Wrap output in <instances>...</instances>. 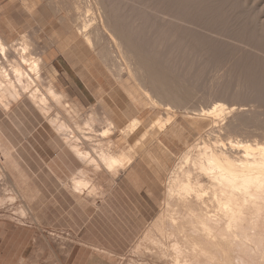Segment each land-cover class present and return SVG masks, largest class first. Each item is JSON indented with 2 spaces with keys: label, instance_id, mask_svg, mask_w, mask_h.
Instances as JSON below:
<instances>
[{
  "label": "rangeland",
  "instance_id": "obj_1",
  "mask_svg": "<svg viewBox=\"0 0 264 264\" xmlns=\"http://www.w3.org/2000/svg\"><path fill=\"white\" fill-rule=\"evenodd\" d=\"M76 1L0 0V36L8 42L21 43L26 40L31 59L35 58L40 66L43 65L42 58H45L49 65L42 66L45 67L42 69V90H46L52 80L50 84H55V89L67 96L65 100L71 108L64 111V106L62 108V105L50 102L52 108L50 113L57 116L52 118L65 123L62 135L71 132L69 134L71 136L61 137L31 103L13 104L10 112H5L0 107V264H27V261H19L22 253L25 259L34 256V262L39 264H61L60 261L63 264H85L91 253L106 258L112 264H176L175 259L177 255H181L179 252L182 248L190 247L189 241L183 239L185 235L180 234L182 229L184 231L187 229L185 222L189 220L187 217L190 215L188 205L184 207L186 204L177 200V197L173 199L177 194L173 191L172 197L168 185L172 186L169 183L174 182L172 180L174 175H179L177 169L184 167L178 163H182L183 160L180 158L187 148L197 142L200 143L202 136L208 139L206 134L212 125H208L206 117L201 116L203 113L201 111L208 110L217 103L226 104V107L233 104L242 105L249 111L252 108L255 113L248 111V115L246 113L242 114L243 116L237 115L236 119L234 118L236 121L231 120L229 123L233 124V128L230 127L233 131L236 125H239V128L245 126L247 129L253 123L251 127L249 126L251 129L243 128L245 131L254 132L255 137L248 132L247 138L243 139L247 134L242 131L243 128L238 127L237 132L232 133L227 122L231 118L225 116L223 118L217 114L216 117L212 116L219 123H216L215 131L210 130V133L214 131L211 137L215 138L214 136L218 134L221 137L223 134L219 144L225 145L234 143L235 140L237 142V139L246 142L250 138L252 140V137H254L252 143L250 142L252 145H255L256 140L257 143L259 141L264 143L262 138L264 135L260 136L259 133L264 134V0H203L204 6L201 4L202 0H192L195 5L190 2L191 0H180L185 3V7L183 4H177L181 9L175 5L177 0H174L175 2L168 0L169 3L167 0H103V5L106 7L108 5L110 13L114 14V17L110 14L113 22L111 26L117 36L121 34L120 38L124 41L123 50L124 47L125 52L132 50L136 62L143 59L150 68L154 67L148 73L141 68L134 74L125 69L126 65L120 66L117 62L119 59L115 57L116 53L112 54L115 50L106 41L105 36L100 35L96 39L100 44L96 43L94 39L96 37H93L94 49L87 46L84 34L77 29V24L81 22L79 15L81 16L84 10L75 8L78 6L74 5ZM159 3L166 4H161V7H167V10L161 8ZM192 5L198 9L196 12ZM198 5L203 7L202 10V7L200 8V12H197ZM187 7L190 8L191 15ZM175 8H179L180 11ZM165 10L166 12L172 10L174 17L167 15L165 18L163 17L165 15H158ZM76 19L78 23H74ZM182 19H188L187 23L184 24L185 20L183 22ZM189 20L196 26L188 22ZM72 23L74 24L71 29ZM205 47H208L207 50ZM108 49L111 52H107ZM138 56L142 59L139 60ZM152 70H156L159 73V81L164 82L163 84L160 82L162 85L159 96L150 82ZM138 83L150 90V93L155 92L148 96L144 95L146 97L144 102L135 98L136 89L141 86ZM126 86L130 88L127 89ZM164 87L167 90L170 87L168 91L172 90L171 93L168 91L165 93ZM141 91L145 93L143 89ZM152 94L159 100H164L160 102L170 104L173 108L163 107V111L152 109L151 102L154 99ZM216 96L219 100L215 98ZM54 109L58 112L54 113ZM94 111H99V116L104 113L111 116L112 120L115 118V122L122 127L135 119L141 122L137 132L130 138L112 130L111 134L102 139L105 143L108 141L116 143L112 150H127L130 154L133 152V162L138 159L144 160L138 163L139 170L132 167L127 171L126 177L121 179L122 183L115 180L113 172H108L105 166L97 161V146L89 147L84 143V139L78 138L76 134V128L84 127L82 123L80 124L82 118L84 121L94 117ZM170 114L173 118L167 122ZM95 118L97 116L89 120H92L96 128L102 129L104 125ZM159 118L165 120V128L162 130L151 127ZM237 119L241 120L240 123H237ZM258 120L262 124L259 125ZM245 121L246 125L241 123ZM218 125L223 126L220 127V133L216 132ZM259 126L260 128H257ZM256 129L260 130L258 135ZM228 130L232 132L229 133ZM239 130L244 136H237L240 134ZM144 133L149 135L145 137ZM224 133H229L226 135V138L229 136L227 141ZM64 137L68 138V142L69 137H72L71 140L74 139L69 144L78 143V147L82 144L78 149L82 153L89 151L96 161L89 164L80 161L74 152L69 151V145L64 142L66 140ZM214 142L213 139L212 143ZM64 145L69 150L60 151ZM68 167L73 174L68 171ZM123 167L126 170V166ZM122 168H118V175L124 173ZM76 178L85 181L78 189L72 185ZM60 181L63 183L62 186ZM120 183L123 186L119 185ZM66 190L73 191L78 197H71ZM179 210L181 212H178ZM177 212L181 216L185 214L184 217L188 214L186 218L182 217L185 219L184 223ZM179 226L181 230L177 228ZM166 231L175 235L173 237L176 241L172 238L175 242L171 239V233ZM165 233L169 235L166 236ZM177 235L180 238L176 237ZM169 236L171 243L168 241ZM97 242L104 243L106 249L86 246ZM176 242L178 244H172ZM169 244L181 251L177 252L176 247L174 249V246ZM180 244L183 245L182 248ZM172 255H175V261Z\"/></svg>",
  "mask_w": 264,
  "mask_h": 264
},
{
  "label": "bare ground",
  "instance_id": "obj_2",
  "mask_svg": "<svg viewBox=\"0 0 264 264\" xmlns=\"http://www.w3.org/2000/svg\"><path fill=\"white\" fill-rule=\"evenodd\" d=\"M77 1H76L77 3L75 2L74 5L77 4L78 6L77 7L75 6V8L76 9L78 8V10L80 9V11H82V9H83L84 12L83 13L80 12L82 14H81V16L79 15L81 22L78 23L77 19H76V21H74V23L75 22L78 23L77 29H79L81 31V33L84 34L83 37H85V41L87 42V46H90V47L95 46L93 37H96V38H94L95 42H96V39H98L100 37V35H103L107 38L106 41H108V43L112 45V48H114L115 51H113L112 54L116 53V56L115 55L114 56L117 59H119L117 62L120 64V66L126 65L125 69H127V71L130 74H134L135 71L138 72V70L141 68H142L141 69L142 71H145L146 73H148V71L150 72V70L152 68H154V67L150 68V65L147 63V61L144 62L142 57H140L142 59V61H141L139 56H138L140 61L136 62L135 61L136 59H134V57L132 55L133 54V52H131L132 50H129L130 52L127 50L125 52L124 51V50H126L125 47L123 50L124 41L121 40V38H120L121 34H120V36H117V33L113 30L114 28L111 26L112 25L111 23H113V22H111V16L113 13L112 14L110 13L111 10L109 11V9L107 8V7H109L108 5H107V7L105 5H103V3H102L103 0H87L86 2H84V1L82 2V0H77ZM177 1H176L175 5H177V4L182 5L183 4L182 1H180V0H177ZM197 1H200V0H197ZM167 2L169 3L170 1L167 0ZM190 2L193 4L194 1L192 2V0H191ZM201 2H203V0ZM159 4L161 7L162 3H159ZM172 4H174V3H171V5ZM184 4L182 6H184ZM195 4H193V5H195ZM201 4L203 5L204 2ZM217 4H218V2H217ZM162 5H166V4L163 3ZM171 5H169V6H171ZM179 5H177V6L181 9V6H179ZM162 7H164V6H162ZM198 7H199V11H197V12H200V8L202 6L200 7L198 5ZM172 8L174 9V6H172ZM179 8H177L178 10L175 8V10L180 11ZM165 9L167 10V7ZM169 9H170V7L168 8V10ZM182 9H183V7H182ZM188 9L190 12L189 15H191L190 8H188ZM192 9H194L195 12H196V10H198L196 8V6L195 7L193 6ZM202 9H203V7L201 8V10ZM156 10L158 11V9H156ZM166 10L164 11V13L162 12L163 14L158 13V12H156V13H158V15L159 14L165 15V16H163L165 18L167 15H169V16L171 15L170 17H172V16L174 17L175 14L172 15V10H170L171 12H168V11L166 12ZM218 10H220V9H218ZM204 11H205V9H204ZM204 11H203V13H204ZM110 14H111V16H110ZM194 15H196V13ZM192 16H190V17H192ZM112 17H114V14ZM186 17H188V16H186ZM202 17L203 16L201 15V18ZM79 18H78V20H79ZM112 19H114V18H112ZM188 19H184L185 22L182 19L184 24L187 23L186 21ZM188 22H191V21L189 20ZM74 23L71 24V26H72V27H70L71 29L73 28ZM191 23H193V22H191ZM191 23H189V25H188L189 29H191L190 28ZM176 24H179V23L176 22ZM205 24H206V22H205ZM186 25H184V26H186ZM192 25L196 26L195 23H193ZM125 27H126V25H125ZM201 27H200V29H201ZM125 29H127V28H125ZM207 29H209V28H207ZM197 31H199V30H197ZM239 31H241V30H239ZM202 32L204 33V31H202ZM125 37H122V39H124ZM251 40H253V39H251ZM199 41H200V39H199ZM96 45H98V44H96ZM210 46H211V44H210ZM92 48L94 49V47H92ZM207 48H206V50H207ZM109 49L107 52H111V50L109 51ZM105 50L106 49H104V51ZM99 53L101 54V52H99ZM138 53H135V54H138ZM141 55L142 54L140 53V56ZM135 56H137V55H135ZM39 59H40V57H39ZM42 64L47 65L45 58H42ZM42 66H40L38 64V61L35 60V58L31 59L29 44L27 43L26 40L24 42H21V43L10 42V41L8 42V41H6L5 38H2L0 36V107L3 109V111L10 112L13 104L17 105V104L26 103V102L31 103L32 106L35 109H37V111H39L41 116L43 118H45V120L47 121L46 123H48V125L50 127L54 128L58 132L57 134L61 135V137H63L64 135L67 137L69 134H71V132L69 134L62 135L64 133L63 131L66 127L65 123H61L59 120L56 121V119H53L55 115L52 116L50 113V111L52 110L50 102H52V104H55V105H58V104L62 105V108H63V106L65 108L64 111H68L67 109H69L70 106H69L68 102L65 100L67 96L62 91L56 90L55 84H53V83L50 84V82L52 80L49 82L48 88L44 91L42 90V87H43L42 86L43 83H41L42 69L44 70V68H45ZM227 67H228V65H227ZM120 68H122V67H120ZM152 72L153 73L151 75V79H150L151 81L150 82L153 85L154 91L157 92V95H158V93L161 90L160 85H162L164 82L159 81V73H157L156 70L155 71L152 70ZM135 77H136V75H135ZM163 80H164V78H163ZM160 82L161 83L163 82V83L161 84ZM165 83H167V82H165ZM130 85H132V84H130ZM138 85H141V84L138 83ZM133 87L135 88L136 86L133 84ZM138 87L140 88V90H139V88L136 89L137 93L135 95V98L143 100L142 102H144L146 95L148 96L149 94L154 92V91L153 92L151 91V93H150V90H148L146 87H143V85L138 86ZM129 88L127 87V89H129ZM134 88H132V91H134ZM164 88H166V87H164ZM164 88H163V90H165ZM141 89H143V91L145 93H143L141 91ZM219 89H222V88H219ZM151 90H153V89H151ZM168 90H170V87H168ZM168 90L166 88V90L164 92L166 93V91H168ZM171 91H168V92L171 93ZM173 91H175V90H173ZM177 91L178 90H176V93L175 92L174 93L177 94L178 93ZM162 92L163 91H161V93ZM215 92H217V91H215ZM222 93H221V95H222ZM137 94H139L142 97H139V95H137ZM225 94H226V92H225ZM163 95H166V94H163ZM152 96L154 98V99H152L153 102H151L152 109H155V110L159 109V111H161L163 107L173 108L170 106V104L165 105L164 103L160 102L163 99L159 100L157 98V96L153 95V94H152ZM165 97L166 96H164V98ZM209 98H210V96H209ZM215 98L217 100H219L217 98V96ZM215 98L213 99L214 102L216 100ZM149 100H151V99H149ZM212 105H213V103H212ZM226 106H227L226 104L224 105V104L217 103L212 108H209L208 110H202L201 111V112H203L201 114V116L206 117L208 125H212L211 129L214 130L215 127L217 126L216 125V123L218 122V121L216 122L217 119H215V118L213 119V117L216 114H217V116H220L223 118H224V116L228 117V119L231 118L230 120H227V122L230 125L229 128L230 127L233 128V124H230V123L236 119L235 116L237 117V115L239 116V115H242L244 113L247 114V112L249 111V109L244 108L242 105L236 106L235 104H233L230 107H226ZM74 108H75V106H74ZM58 109H60V108H58ZM92 110H91V112H93ZM168 110H170V109H168ZM250 110L252 111L253 109L251 108ZM55 111H57V110L54 109V113H55ZM60 111H63V110H60ZM251 111H249V112H251ZM252 112H254V111H252ZM54 113H52V114H54ZM171 114L169 115V117H167V122L169 121V119L173 118V117H170ZM261 114H263V113H261ZM199 115L200 114H198V116ZM96 116H97V118H95V119H99L101 121V124L104 125L102 127V129L96 128L95 125L91 122L92 120L91 121L89 120V119H92ZM242 116H240V117H242ZM250 116L251 115L249 114V117ZM262 116H259V117L262 118ZM55 117L57 118V116H55ZM94 117H91V118L89 117L88 120L84 118L85 119L84 121H83V118L81 117L83 122L81 121L80 124L82 123V125L84 127L76 128V131H77L76 134L78 135V138L81 137L82 139H84V141H85L84 143L86 145H88L89 147L90 146L91 147L97 146V155H98L97 161H99L102 165H104L105 169L108 172H110V173L113 172L112 173L113 177H115V180H117V178H118L117 176H119L118 175V172H119L118 168L119 167L122 168V166H126V169H128L127 167H129L133 164V160H134V158L132 160L133 152H132V154H130L129 152H127V150L126 151L125 150L115 151V149L112 150V147L116 143H114V142L112 143L111 141H108L105 143L104 140H102V139L104 137H106L107 135L111 134L112 130H114V132H116V133H120L124 137L130 138L132 135H134L137 132V130L139 128L138 125L139 124L141 125V122L139 119H135V120L131 121L129 124L127 123V125L122 127L117 122H115V120H112L111 117L107 114L102 113L99 116V111L94 113ZM160 117H161V114H160ZM245 117H246V115L243 118H245ZM192 118H193V116H192ZM261 118H260V120H261ZM160 119L161 118H159L157 121H155L151 127L152 128L155 127V129L159 128L161 130H162V128L164 129L165 128V120L164 119L160 120ZM253 119H254V117H253ZM224 120H226V119H224ZM238 121H237V123H240L241 120H238ZM97 122H98V120H97ZM227 122H225V123L227 124ZM249 122H250V120H249ZM254 122H256V121H254ZM78 123H77V125H78ZM237 123L234 122V124H237ZM241 123L245 124L246 121L244 123L243 122H241ZM250 123H252V122H250ZM66 124H68V123H66ZM228 124L226 126H228ZM242 124H241V126H242ZM260 124H262V123H260V121H259V125ZM251 125H249V126L251 127ZM249 126H248V128H250ZM218 127H219L218 128L219 130L216 128L217 129L216 132L219 131V133H220V127H223V126L218 125ZM236 127L239 128V125H236L234 127L235 131L237 130ZM243 127L245 128V126H243ZM243 127H240V128L242 129ZM262 127L263 126H261V131L263 130ZM229 128L227 127V129H229ZM244 128L242 129V131L244 130ZM257 128H260V126ZM224 129L226 130V128H224ZM68 130H71V129H68ZM84 130H89V131L84 132ZM210 130L208 131L209 133H210ZM213 130L210 134L209 133L206 134L208 136V139L202 136V138L200 139V143L197 142L196 144H193L189 148H187L188 150H186L185 154H183V156H181V158H180L183 160L182 163H178V164L184 165V167L182 166L181 168L177 169L178 171L176 170L179 173V175H181V176L174 175V177L172 179V180H174V182L169 183L172 186L168 185V187H170V188H168V190L172 192L171 193L172 197L174 196L173 191L176 192L174 194H177L173 199H175L177 197L178 198V199L176 198L177 200L186 204L184 207H186L188 205L187 209H188L189 213L188 212L187 213L191 216V217L190 216L187 217L188 216V214H187L186 217L189 218V220H186L187 222H185V223H187L186 224L187 229L185 231H184V229H182L183 231L180 232V234L183 233L185 235L187 240L185 237L184 238L182 237V238L184 239V241H187V242L189 241L188 244L190 245V247L187 248V246H184L183 247L184 249H183L182 248L183 245L181 246V244H180L182 251H181V249H178V250L181 251V252H179V254L181 253V255H177L176 259L174 258L175 255L174 256L172 255L173 256L172 259L176 260V261L174 260L176 262V264H264V143L260 142V141H259V143H257V140L255 139L257 144L255 143V145H252L251 144L252 140L254 139L256 134H254V132L250 131L252 134H254V135H252L254 137L251 136L253 138L252 140H250L251 138L250 139L248 138L249 142L247 140H246V142H242V141H240V139H237L238 140L237 142L235 140L234 143L233 142H230V144L228 143L229 145L228 144L225 145L223 143L219 144V142H221L219 140L221 137H223L222 136L223 134L221 135V137H220V134H218L219 137H217L218 135L215 133L217 136H214V137L219 138V139H215V138L211 137L214 135L213 132L215 130L214 131ZM223 130L221 131V133L223 132ZM229 130H228V132H229ZM252 130H254V129H252ZM232 131H230L229 133H231ZM235 131H233L232 133H234ZM239 131H238V133H240V134H237V136L243 135V134H241V131L240 132ZM259 131L258 130L256 131L257 135H258ZM245 132L247 134L249 131H245ZM259 133H260V136L264 135V134L261 135V132H259ZM144 134H145V137H147L149 135L148 133H144ZM228 134L226 133L224 137L226 138V135H228ZM72 135H73V132H72ZM235 135H236V133H235ZM248 135L249 134H247L245 137H243V139L247 138ZM69 136H71V135H69ZM260 136H258V137L260 138L261 141H263L264 136L262 137L263 140L261 139ZM228 137L229 136H227V138ZM71 138L72 137H69L70 141L72 142V140H74V139L71 140ZM75 138H77L76 135H75ZM227 138H226V141H227ZM65 139L67 140L68 138H65ZM213 139L215 141L214 143H212ZM231 139H229V140L231 141ZM234 139H235V137H234ZM234 139H232V140L234 141ZM66 140H64V142H66V144L68 143L69 149L71 150V152H74L75 155L79 159H81L82 161H85L87 164L96 161L95 157H93L92 154L88 153L89 151L82 153V151H80L78 149L82 144L79 145V147H78L77 146L78 143L73 142V143L69 144L70 141L68 142V140L67 141ZM255 140H254V142H255ZM75 141H76V139H75ZM243 141H245V140H243ZM79 143H80V139H79ZM129 149H128V151H129ZM94 153H96L95 150H94ZM90 155H92V156H90ZM124 168L125 167H123L122 169H124ZM169 179H171V178H169ZM83 182H85V181H81V180H78L76 178L72 185H74V187L76 189H78L83 184ZM172 183H174L175 185H173ZM176 205H179V204H176ZM180 209H181V207H180ZM178 212H181V210H179ZM184 216H185V214H183V216H181L179 214V217L183 221V223L185 220L184 218H186ZM182 217H184L183 218L184 220L182 219ZM175 220H176V218H175ZM177 221H180V220H177ZM179 223H181V221ZM171 225H174V224L171 223ZM182 226H184V225H182ZM177 228H180V226ZM185 228H186V226H185ZM170 229H172V228H170ZM174 230H175V228H174ZM176 230H178V229H176ZM180 230H181V228H180ZM164 231H165V229H164ZM166 232H169V231H166ZM169 234L172 236L171 239L172 238L175 239L173 237L175 235L174 234L172 235V232H169ZM169 234L165 233L166 236ZM176 237H178V235ZM166 238H168V237H166ZM178 238H180V236ZM173 239H172V241H174ZM169 240H170V236H169L168 241ZM175 241H176V239H175ZM177 241H180V240L177 239ZM182 243H184V242H182ZM172 244H178V243L176 242V243H172ZM166 245H167V243H166ZM170 246L173 247L174 245H170ZM177 246L180 247L179 245H177ZM162 247H163V245H162ZM175 247L176 246H174V249H175ZM185 248L187 250H185ZM175 250H177V247ZM178 250H177V252H178ZM183 250H185V251H183ZM173 253L176 254L175 251ZM167 255H168V253L166 254V256ZM175 262H173V263H175Z\"/></svg>",
  "mask_w": 264,
  "mask_h": 264
},
{
  "label": "crops",
  "instance_id": "obj_3",
  "mask_svg": "<svg viewBox=\"0 0 264 264\" xmlns=\"http://www.w3.org/2000/svg\"><path fill=\"white\" fill-rule=\"evenodd\" d=\"M47 63V62H46ZM48 65L49 64H47V67H48ZM46 67V68H47ZM111 117V116H110ZM112 118V117H111ZM114 120H116L115 118H113ZM118 120H120L119 118H117ZM62 149H67V150H69L68 149V147H66L65 145L64 146H62V148H60V151L62 150ZM69 151H71V150H69ZM77 157V156H76ZM78 158V157H77ZM80 161H82V160H80ZM83 162V161H82ZM140 162H144V160L143 159H138V160H136V161H134L133 162V164L131 165V166H129V167H127L128 169H126V170H124L123 172V174H120L119 176H117L118 177V179H117V181H119V182H121V179L123 178V177H126L125 176V174L127 173V171L129 170V169H131L132 167V169H135V170H139L140 168H139V166H140V164H138V163H140ZM70 168L68 167V171L70 172V173H72L73 171H70L69 170ZM73 174V173H72ZM67 175H66V171H65V177H66ZM60 180H61V178H59ZM66 179V178H65ZM115 179V178H114ZM113 179V180H114ZM62 182H63V179H62ZM118 182V183H119ZM60 183H61V181H60ZM122 183V182H121ZM119 184V185H122L123 186V184ZM61 186L63 185V183H61L60 184ZM66 187V186H65ZM66 192H68L69 194H70V196L72 197H75V198H77L78 196L73 192V191H68V190H66ZM60 195H62V194H60ZM86 246H96V247H100V248H104V249H106V245H104V243H94V244H92V243H89V244H86ZM70 257V256H69ZM61 259V258H60ZM34 256H32V257H30L29 259H25L24 258V256H23V253L21 254V257H20V259H19V261L20 262H23V261H27L26 263L27 264H39L38 262L37 263H35L34 262ZM76 261H78V259H77V257H76ZM67 261H66V258H65V263H66ZM60 263L61 264H63L62 263V261H60ZM85 264H112V262L111 261H109V260H107L106 258H104V257H102V256H99L98 254H95V253H91V255L86 259V261H85Z\"/></svg>",
  "mask_w": 264,
  "mask_h": 264
}]
</instances>
